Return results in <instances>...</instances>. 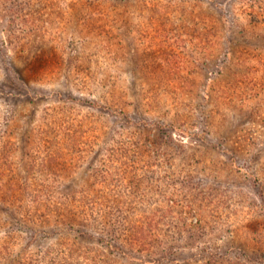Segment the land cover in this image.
I'll return each instance as SVG.
<instances>
[{"label":"rangeland","instance_id":"obj_1","mask_svg":"<svg viewBox=\"0 0 264 264\" xmlns=\"http://www.w3.org/2000/svg\"><path fill=\"white\" fill-rule=\"evenodd\" d=\"M263 77L264 0H0V264H264Z\"/></svg>","mask_w":264,"mask_h":264},{"label":"trees","instance_id":"obj_2","mask_svg":"<svg viewBox=\"0 0 264 264\" xmlns=\"http://www.w3.org/2000/svg\"><path fill=\"white\" fill-rule=\"evenodd\" d=\"M24 6V4L22 3V2H18V3H15L14 1H10V4H9V6H8V9L9 10H12V9H14V11L17 13V14H15V19L16 20H21L23 23H22V26H24V27H27V29L25 30V32L27 33H29L30 32V34H32V28H33V24L34 23H36L37 25H39V26H37V27H40V29L42 30V31H48V28H49V25H47L48 24V19H46L45 18V16H41V18L40 19H35L36 17H34L30 12H29V10L26 8V7H23ZM40 10V9H39ZM9 20V19H8ZM9 22H11V24L12 23H15V24H19L18 23V21H14V20H9ZM161 28H163V30L165 31L164 33H162V34H164V36H165V40H167L168 38H175V39H180V36H181V32H178V31H176V33H166L167 32V29H165V25H162L161 26ZM34 29V28H33ZM143 32V31H142ZM166 34V35H165ZM31 36H33V35H31ZM57 36V35H56ZM56 36H55V38H56ZM33 39H36V37H33ZM181 40H184V37L182 38L181 37V39H180V41ZM107 43L108 44H111V41H107ZM62 46V45H61ZM206 45H203L202 44V47L204 48ZM38 50V51H37ZM36 51H37V54L35 55V60H38L39 59V57H42L41 58V60L40 61H42V59H43V54H41V52H42V48L41 47H37V49H36ZM43 53V52H42ZM232 52H231V49L228 47V51H227V55L228 54H231ZM42 55V56H41ZM176 62H177V60L175 61V63H174V67H175V69H178V65H176ZM261 63H263V61L261 62ZM14 67H12V69H13ZM246 69L248 70L249 69V67H246ZM245 69V70H246ZM254 69H256V68H254ZM150 70V69H149ZM175 71H177V70H175ZM15 74H18V79L19 80H25V78H24V75H22V72H21V70H17L16 72H15ZM245 74H249V73H245ZM251 74V73H250ZM249 76V75H248ZM248 78V84H250V83H255L256 84V80H253L252 81V79L251 78H253L252 77V74H251V78L250 77H247ZM240 81L241 80H239L238 82L240 83ZM171 82V79H169V83ZM182 82L183 83H180L178 80L176 81H174V83H176V84H180L179 85V87L180 88H184V85L186 86L187 85V87H188V89L189 88H191V84H190V81H188V78H184L183 80H182ZM262 83H264V77L262 78ZM9 84H10V82H9ZM12 85H13V83H11ZM181 84H184V85H181ZM247 84V85H248ZM237 89H235V91L234 90H232L231 91V94H229L228 93V95L227 96H224V101H227L228 103H230V105H233V100H237V98H238V96L237 95H235V97H234V94H232V93H237ZM231 95V96H230ZM178 96H181V92L180 93H178ZM232 96L234 97V98H232ZM203 97V96H202ZM204 97H206V96H204ZM244 99V98H243ZM239 102H241V104H243L244 103V101L242 100V99H240L239 100ZM235 105V104H234ZM233 105V106H234ZM91 106H100V105H98L97 103H91ZM126 123L128 124L129 123V120H128V118H127V120H126ZM155 124V126L156 127H159V129L160 130H164V129H169L170 127L173 129V130H177V131H181V132H184V131H186V128L185 127H181V126H177V125H172L170 122L169 123H159V122H157V123H154ZM115 150V149H114ZM113 150V151H114ZM229 157H232L231 155H229ZM11 186V185H10ZM7 189V195L8 196H10V193H11V189L12 188H10L9 187V185H8V187L6 188ZM42 192H46V191H40V190H37V191H34V193H33V200H35V199H37V200H43V199H45L46 198V193H42ZM199 193V192H198ZM175 194V193H174ZM49 196V195H48ZM164 197L166 198V200L168 199V200H170V201H175L176 199H175V195H173V193H169L168 195L165 193L164 194ZM47 199H49V197L47 198ZM75 221V220H74ZM194 225H192V227H193ZM69 228H72V226L71 225H69ZM73 230H75V229H73ZM76 231V230H75ZM77 233L79 234V235H81V236H83L84 234H86V235H88V237L89 238H93L94 236H93V232H92V229H91V227H89L88 228V224H86L85 225V227L84 228H82V229H78L77 230ZM131 238H134L133 240L131 239ZM131 238H130V240L128 241V238H126L125 239V242H120V243H122V244H120L121 245V247H119V249H120V252L121 253H123V255L126 257V259L127 260H132V261H137V262H143L144 260H142L143 258H144V256H145V254H144V248H146V250H147V253H146V255H147V259H149V255H152V254H155L156 255V253L157 254H162L161 256H164V257H167V256H170V258L172 259V252L171 251H164V249H162L159 245H160V240L158 239L159 238V233H158V231L157 230H151V229H148V228H144V230H140V228L139 229H137V230H135L134 231V233L132 234V236H131ZM101 240H103L105 243H106V245L108 244V241H105L104 239H100L99 238V241H101ZM127 242V243H126ZM71 245V243L70 242H68L67 243V247L68 246H70ZM74 245V244H73ZM137 245H139V248H137V250H135L136 248V246ZM141 245V246H140ZM108 246V245H107ZM116 248H118L116 245H114ZM152 246H158V248H157V251H155V252H153L152 253V250H150L149 248L150 247H152ZM110 247H113L111 244H110ZM123 248H125V251H124V249ZM69 250V249H68ZM127 251H129V252H127ZM138 252L139 254H138V256H135V255H133L132 253L133 252ZM163 252H165V253H163ZM141 255V256H140ZM140 256V257H139ZM248 258H250V256H248ZM154 260V259H153ZM152 260V261H153Z\"/></svg>","mask_w":264,"mask_h":264}]
</instances>
